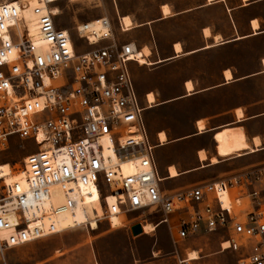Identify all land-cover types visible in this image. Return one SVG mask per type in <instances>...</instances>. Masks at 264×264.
<instances>
[{
  "label": "built area",
  "instance_id": "obj_1",
  "mask_svg": "<svg viewBox=\"0 0 264 264\" xmlns=\"http://www.w3.org/2000/svg\"><path fill=\"white\" fill-rule=\"evenodd\" d=\"M7 1L0 2V144L16 137L34 141L37 150L23 158L24 186L15 183L5 194L0 179V254L68 230L94 231L104 221L113 227V217L117 227L135 221L143 229L159 215L156 226L166 225L174 243L224 231L229 248L231 242L237 247L232 236L251 243L241 264H264L258 190L244 193L249 210L229 195L233 187L264 182V169L161 191L128 68L139 64L141 53L116 39L106 16L80 22L74 35L61 27L59 4L72 0ZM76 210L85 218L61 226Z\"/></svg>",
  "mask_w": 264,
  "mask_h": 264
},
{
  "label": "crops",
  "instance_id": "obj_2",
  "mask_svg": "<svg viewBox=\"0 0 264 264\" xmlns=\"http://www.w3.org/2000/svg\"><path fill=\"white\" fill-rule=\"evenodd\" d=\"M163 6L169 8L166 15ZM127 16L134 28H112L119 42L131 43L141 54L150 51L153 65L130 62L128 68L149 141L160 151L154 157L161 191L174 193L264 169V0H197L193 6L177 0L160 3L145 20ZM121 33L128 35L122 39ZM228 128L240 129L248 147L222 156L218 136ZM252 189L264 191V183L231 188L232 202L239 198L249 210L244 193ZM146 221L161 226L154 218Z\"/></svg>",
  "mask_w": 264,
  "mask_h": 264
},
{
  "label": "rangeland",
  "instance_id": "obj_3",
  "mask_svg": "<svg viewBox=\"0 0 264 264\" xmlns=\"http://www.w3.org/2000/svg\"><path fill=\"white\" fill-rule=\"evenodd\" d=\"M2 1L5 0H0ZM196 1L187 0V5L193 6ZM162 2L175 3L177 0L64 1L59 4L60 26L70 29L74 35V28L80 22L108 16L116 30L119 27L117 15L133 14L140 20H145L154 16ZM214 14H218L217 10ZM243 19L244 15L241 14L240 20ZM128 33H121L119 37L124 39ZM162 44L160 40L156 45L157 52H160ZM36 150L37 145L34 141L10 137L6 145L0 144V164H8L11 172L15 171L18 174L22 172L23 158ZM159 153L158 149L154 150L155 156L158 157ZM257 190L264 202V191ZM158 216L154 215L155 221ZM119 224V218H112L113 227L104 221L94 231L68 230L6 249L0 254V264H241L248 255L251 245L248 240L232 236L237 247L231 242V248L222 250V243L228 239L224 231L200 233L174 243L166 225L149 231L145 227L153 224L145 221L143 233L133 236L130 228L117 227ZM125 224L127 221L123 223ZM191 251L197 253L198 259L185 262Z\"/></svg>",
  "mask_w": 264,
  "mask_h": 264
},
{
  "label": "bare ground",
  "instance_id": "obj_4",
  "mask_svg": "<svg viewBox=\"0 0 264 264\" xmlns=\"http://www.w3.org/2000/svg\"><path fill=\"white\" fill-rule=\"evenodd\" d=\"M12 1H7V3H10ZM208 2H212V0H208ZM35 3H31V6H34ZM163 12L165 15L169 13V8L167 6H163L162 8ZM27 16H31V10H27L25 13ZM123 27L125 28L126 31L131 30L132 28H134V23L132 22L131 18L127 15L124 16H120L119 17ZM253 28L257 27L256 22L252 23ZM97 32H104V29H96ZM205 34L208 35L209 32L208 30H204ZM175 51L176 52H180L181 47L179 44H175L174 46ZM141 53V52H140ZM150 51L148 48H145L142 51L141 56L139 57V64L140 65H153V63L151 61H149L147 59V57L149 56ZM226 76L225 77H230L229 72L225 71ZM187 84V83H186ZM186 88H188L189 90L192 88L191 84H187ZM148 99L150 102L153 101V96L150 94L148 96ZM238 115H241V112L238 111ZM198 126V125H197ZM199 127L202 128V123L200 122ZM160 139L163 141L165 139V136L163 134L160 135ZM218 140L220 143V147H221V155L222 156H228L231 155L233 153H237L239 151H241L244 148H247L248 145L246 143V138L244 133L240 130V129H230L228 128L227 130L222 131L219 136H218ZM255 142L258 143V140L255 139ZM200 158H204V154L202 152H200ZM125 171H127V169H125ZM170 174L174 175L175 174V170L173 168H170ZM0 179H3V189L5 194L6 193H11L12 192V188L13 185L15 183H18L22 186H24L26 184V179H25V169L24 166L22 167V172L20 173H16L14 171V173L11 172V168L8 164H0ZM222 201L224 203V205H228L229 204V200L228 197L225 195L222 197ZM72 218H75L78 221H81L85 218V213L81 210H76L75 213L73 215H65L64 217L61 218L60 220V225L64 226L67 223L70 222V220ZM115 218V217H113ZM93 228H94V224H92ZM145 229H148L149 231H152L155 229V226L153 225H147L145 227ZM4 234H1V237H4ZM229 243L227 241L222 243V250H226L229 248ZM198 259V255L195 251H191L188 253L187 258L185 259V262L187 261H193V260H197Z\"/></svg>",
  "mask_w": 264,
  "mask_h": 264
},
{
  "label": "water",
  "instance_id": "obj_5",
  "mask_svg": "<svg viewBox=\"0 0 264 264\" xmlns=\"http://www.w3.org/2000/svg\"><path fill=\"white\" fill-rule=\"evenodd\" d=\"M130 231L133 236H138L142 234V228L139 223H135L130 226Z\"/></svg>",
  "mask_w": 264,
  "mask_h": 264
}]
</instances>
